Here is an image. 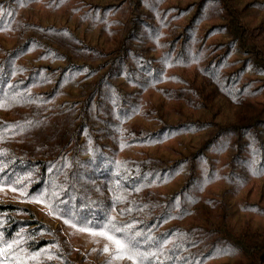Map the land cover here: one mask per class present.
<instances>
[{
  "label": "trees",
  "instance_id": "1",
  "mask_svg": "<svg viewBox=\"0 0 264 264\" xmlns=\"http://www.w3.org/2000/svg\"><path fill=\"white\" fill-rule=\"evenodd\" d=\"M0 264H264V0H0Z\"/></svg>",
  "mask_w": 264,
  "mask_h": 264
},
{
  "label": "rangeland",
  "instance_id": "2",
  "mask_svg": "<svg viewBox=\"0 0 264 264\" xmlns=\"http://www.w3.org/2000/svg\"><path fill=\"white\" fill-rule=\"evenodd\" d=\"M87 233L88 232L82 231L83 236H81V237H84L85 238L86 236H88L90 238V241L87 240L86 238H85V240L89 244L97 243V244H100L101 245V243H104V242H108L109 241L104 235H95V234H87Z\"/></svg>",
  "mask_w": 264,
  "mask_h": 264
}]
</instances>
